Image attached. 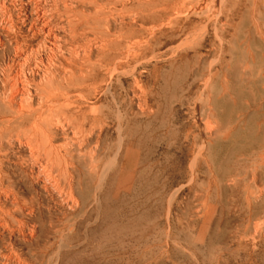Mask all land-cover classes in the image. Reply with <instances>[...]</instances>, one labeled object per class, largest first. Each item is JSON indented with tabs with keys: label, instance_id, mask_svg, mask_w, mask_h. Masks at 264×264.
Masks as SVG:
<instances>
[{
	"label": "rangeland",
	"instance_id": "rangeland-1",
	"mask_svg": "<svg viewBox=\"0 0 264 264\" xmlns=\"http://www.w3.org/2000/svg\"><path fill=\"white\" fill-rule=\"evenodd\" d=\"M111 1L104 15L109 19L89 27L112 39L111 50H122L128 20L121 17L125 11L113 18ZM45 3L50 25L61 24L69 33L77 15L60 5L70 2ZM263 5L264 0H137L135 57L122 58L115 73L101 69L100 100L88 103L108 117L103 173L120 142L123 165L98 208L79 214L85 220L73 226L49 221L53 214L43 204L29 216L26 208L2 203L0 264H264V178L256 185L250 178L264 162ZM0 8L2 45L11 50L19 38L40 47L42 36H25L36 22L28 0H0ZM1 25H8L6 32ZM2 48L0 64L8 58ZM13 149L11 161L28 159L25 147ZM105 175L92 178L91 186L103 184ZM74 176L88 184L87 176ZM29 188L25 181L12 190L27 202Z\"/></svg>",
	"mask_w": 264,
	"mask_h": 264
},
{
	"label": "bare ground",
	"instance_id": "bare-ground-1",
	"mask_svg": "<svg viewBox=\"0 0 264 264\" xmlns=\"http://www.w3.org/2000/svg\"><path fill=\"white\" fill-rule=\"evenodd\" d=\"M28 1L35 12L36 19L33 20L36 22L26 25L25 36H33L34 33L42 36L40 47H33L30 42L27 45L22 44L17 38L10 50L9 46L6 47L0 42L1 48L5 46L2 49H6L8 53L6 61L0 64V205L9 202L11 206L26 208L30 216L43 204V209L53 214L48 217L49 221L54 219L73 226L85 220L84 216L79 214L98 208L106 185L123 165L122 152L126 149L123 142H120L118 151L111 157L112 160L106 161L108 172H105L106 175L103 173L105 166L102 162L108 145L103 143L102 135L108 117L104 113H98L97 108L89 106L88 103L100 100L96 95L101 81L104 80L101 69L109 74L115 73L121 67L122 58L131 62L135 57L133 25L137 0H112L111 6L108 7L112 16H121L125 11V15L121 17L128 20L124 50L118 45L114 51L111 50L112 39L103 37L99 29L89 27L104 18L107 0H68V5H60L63 6V11L77 15L75 20L71 18L74 22L68 30L69 33H65L67 28L61 27V24L58 27L50 25V14H45L47 0ZM22 9H25L24 6ZM1 15L3 16L0 14V17ZM55 15L51 18L55 19ZM9 16L7 15V19L11 20ZM62 18L64 17H61V21H64ZM4 19L5 17L3 22L7 21ZM13 25L10 26L14 28ZM5 27L2 26V29L6 32ZM12 32L14 33V30ZM9 34L7 30V35ZM118 39L120 42L123 38L118 36ZM118 127L120 129V124ZM96 128L98 131H95ZM58 139L62 144L57 143ZM13 146L25 147L28 159H17L14 162L15 158L11 161L12 154L10 155L9 151ZM258 166L251 173L252 184H255L258 178H264V162ZM10 167L14 172L10 171ZM261 167L263 169L259 170ZM22 168H25V171ZM17 171L18 183L14 179ZM74 173L87 176L88 184L82 186ZM100 175H105V182L92 187V178ZM25 181L29 189H32L27 202L19 192L12 190L16 186L19 190V185ZM248 191L250 190L244 192L249 193ZM4 212L3 215L6 214ZM32 218L35 219V216ZM254 224L256 225V222Z\"/></svg>",
	"mask_w": 264,
	"mask_h": 264
}]
</instances>
